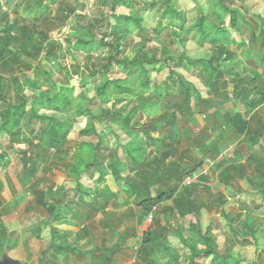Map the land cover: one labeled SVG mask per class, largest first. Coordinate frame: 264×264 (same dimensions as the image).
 <instances>
[{"label": "trees", "instance_id": "1", "mask_svg": "<svg viewBox=\"0 0 264 264\" xmlns=\"http://www.w3.org/2000/svg\"><path fill=\"white\" fill-rule=\"evenodd\" d=\"M193 1L198 7V20L187 27L184 11L178 7V0H96L91 6L96 11H93L92 15L78 13L76 8L63 7L59 13L54 11L53 17L61 25L69 27L64 36V47L74 56V60L77 53L94 55L104 52L99 56L101 65L98 67L90 68L85 65L81 68L77 63L72 72H68L67 66L59 62L64 57L63 44L52 39L47 31L35 28L36 20H44L51 15L56 0H34L39 13L32 17L33 24L18 25L12 22L0 28V101L6 104V107L0 110V133L7 135L10 147L14 148L25 169L24 175L31 177L36 174L45 150L66 151L68 135L75 118H85L79 135L91 139L76 144L72 160L66 165L65 174L74 182V191L70 198L67 199L68 189L65 191L62 185L55 189L46 187V190H32L35 202L45 209L50 218L40 221L38 231L49 225L52 220L61 218L76 205L78 199L82 201L80 206L92 208V203L89 204L90 202L85 200L86 196L91 195L90 188L81 182L83 177L90 175L92 171L98 172L97 181L102 186L103 207L114 201L116 192L111 189L106 176L107 165L104 161L107 160L108 165L116 171L117 184L125 185V193L133 196L138 213L137 224H142L155 209L163 207L168 201H171L172 207L165 206L163 210L170 213L173 207L179 208L180 216L188 219L187 229L190 235L185 236L175 229L182 246L187 248V252L183 254L184 264H251L244 263V259L239 255L221 252L211 226L203 228L199 213L201 207H197L192 201L199 184H183L185 177L191 176L203 165V160H195L190 168L181 166L178 164L180 155L177 148L172 143L166 145L163 139L154 136L160 129L166 128L173 132L176 140L180 139L178 115L192 111L196 94L198 111L206 115L214 114L210 111L221 104L229 102L234 105L236 101L240 102L247 112L252 113L251 117L248 118L239 110H235L226 115L227 124L238 137L253 140L257 144L264 142V124H252L255 110L264 104L263 81L256 77L242 80L238 74H233L225 81L221 78L223 72L220 69V62L233 56L230 46L236 44L237 38L234 34L240 37L244 26L248 27L250 38L259 45L258 56L260 63L264 65V16L256 12L252 14L260 24L256 34L246 18L249 11L232 0H204L201 3L200 0ZM86 4L87 0L83 1L82 8H85ZM118 8H124L126 12L118 13ZM143 15H148L151 20L157 19V24L152 30L157 40L164 30L177 27L183 35V38L177 35L180 46L192 33L194 42L200 48L213 49L208 58L190 61L200 69L201 85L206 97L195 83L168 63V60L178 62L179 58H176L174 52H170L166 59L159 60L155 55L148 56L143 53L144 44L140 41L134 44L138 49L132 56L124 55L127 46L124 38L133 32L147 31L143 24ZM97 30L101 31V35ZM34 33L36 39H33ZM13 47H18L19 51L28 57L46 56L49 61L58 65L59 70L64 71L66 83H61L58 88L51 73L38 63L27 68H17V63L12 61L15 57ZM12 63L15 64V69ZM165 69L168 72L166 79H163L161 76ZM75 75L79 78V84L70 86V81ZM168 79L171 82H168ZM171 84L177 88L173 96L175 99H171L173 103L166 107L164 115L159 116L160 113L155 110L153 114L158 117H148L145 122L136 118L138 113L148 108L156 109L157 102L154 103V100L170 97ZM26 88L31 95L26 94ZM11 90L21 97L20 102L12 103L9 100L8 93ZM249 93H253L254 97H248ZM114 95L130 96L125 98L129 104L125 113V105L118 108L114 104L110 108L104 107ZM216 97H220V102ZM29 102L32 114L25 121ZM96 103L98 105H95ZM256 122L259 120L256 119ZM36 123L41 124L38 133L34 129ZM102 125L108 126L113 134L115 144H111V151L102 142L99 133ZM23 127H27L28 133L24 132ZM117 131L125 138L122 139ZM151 145L155 146L152 152ZM198 149L204 155L218 158L219 153L216 156L213 151L217 148H209L205 141L198 145ZM248 157L250 158V155ZM8 164L7 161L4 165ZM241 168V165H236L230 158L221 156L215 163L217 180L229 183L236 177L232 171L242 177ZM130 171L134 172V177L140 181L138 184L130 177L123 176L124 173L128 175ZM221 213L228 221L229 215L224 210ZM156 221L157 224L149 225L143 233L136 247V259L145 264H164L154 252L155 245L159 244L162 252L168 257L165 264H180V252L163 239L159 232L160 221ZM242 227L245 230L244 239H251L255 243L257 236L249 214L244 217ZM1 233L3 234V228ZM51 243L58 253L72 249L70 246L56 244L54 236L51 237ZM6 250L7 243L0 242V257Z\"/></svg>", "mask_w": 264, "mask_h": 264}, {"label": "rangeland", "instance_id": "2", "mask_svg": "<svg viewBox=\"0 0 264 264\" xmlns=\"http://www.w3.org/2000/svg\"><path fill=\"white\" fill-rule=\"evenodd\" d=\"M83 1L85 0H56L51 15L45 17L44 20L35 21L36 29L47 31L52 39L63 44L62 55L64 57L59 62L61 65L67 66L68 72L74 71L77 63L81 68L85 65L96 68L101 65L99 56L104 54L102 51L94 55L77 53L75 57V60H77L75 61L74 56L64 47L66 46L64 36L69 31V27L61 25L53 17L54 11L59 13L63 7H66L76 8L77 12L81 14L88 13V15H92L93 11L96 12L95 8L91 7L93 1L96 0H87L85 8H82ZM203 1L200 0L199 2ZM232 1L242 6L244 10L249 11L246 18L257 34L260 24L252 14L256 12L264 16V0ZM0 6V28L12 22L18 23V25L33 24L32 17L37 16L39 13L34 0H0ZM178 7L184 11L186 27L193 21L198 20V7L195 1L178 0ZM117 12H126V9L118 8ZM143 16V24L146 26L147 31L133 32L124 38L127 41L124 55L132 56L133 52L138 49V47H134V44L140 41L144 44L142 52L148 56L155 55L159 60L166 59L170 52H174L177 55L176 58H179L178 62H175L177 60H168V63L174 70L180 71L195 83L206 97L204 88L201 85L202 75L200 69L190 61L197 58H208L213 49L200 48L194 42L192 33L180 46L177 35L180 38L183 35L177 27L164 30L157 40L152 31L157 24V19L151 20L148 15ZM60 26L63 27L59 29ZM97 32L101 35L100 30H97ZM234 35L237 38L236 44L230 46L233 56L231 59L220 62V69L223 72L221 78L226 81L233 74H238L242 80L256 77L264 84V65L260 63L258 56L260 47L254 39L250 38L248 27H243V34L240 37ZM33 39H36L35 33ZM13 50L15 57H12V61L17 63V68H27L38 63L51 73L56 82L66 83L64 71L59 70L58 65L49 61L46 56L33 55L28 57L19 51L18 47H13ZM52 57L50 56V58ZM14 63L12 64L15 69ZM167 72V69H165L161 78L166 79ZM71 80L74 81L75 86L79 84V78L76 75ZM167 81L171 82L170 79ZM227 87L230 88V85ZM176 89V86L171 84L170 97L154 100V103L157 102L156 109L148 108L146 111L138 113L136 118L141 122H145L148 117L155 118L158 115H164L166 107L173 103L171 99L176 93ZM79 91L80 89L77 90V92ZM25 92L29 95L32 94L27 88ZM8 95L12 103L20 102L21 97L12 90L9 91ZM194 96L192 111L178 115L180 139L177 140L179 141L174 138L173 132L166 128L160 129L154 136L163 139L166 145L172 143L177 148L178 155H180L178 164L181 166L190 168L195 160H203V165L191 176L185 177L184 180L190 179L192 182L199 184L195 189L192 201L197 207H201L199 213L201 214L203 228L210 225L213 229L218 249L221 252L241 256L244 263L264 264V142L257 144L253 140L238 137L225 120L226 115L233 113L235 110H239L248 118L251 117L252 113L247 112L241 103L236 101L234 105L229 102L221 104L215 110L210 111L214 114L206 115L198 111L197 95L194 94ZM248 97H254V94L249 93ZM125 98H130V96H111L104 107L110 108L114 104L118 108L125 105L123 110V113H125L129 109V104L126 103ZM216 99L220 102V97H216ZM5 105L4 102L0 101V110L5 108ZM95 105H98V103ZM27 107L25 121L32 114L30 102L27 103ZM155 110L160 114H153ZM254 117V120H252L254 126H258L260 123L264 124V104L255 110ZM256 119L259 122H256ZM84 124L85 118H75L73 128L68 135V148L66 151H64L65 149L61 152L54 149L43 150V159L41 164L38 165V171L31 177L24 175L25 169L17 158L14 148L10 147L7 135L3 132L0 133V153L3 152V155H5L1 162H9L7 167H3L4 164H1L3 168L0 167V170L3 169V173H0V242L8 245V250L3 253L12 255V258L25 264H71L69 261L70 255H65L66 251H63L62 254L54 253L55 247L52 246L51 237H55L56 243L65 245L68 242L74 244L76 239L79 241L80 237L85 235L86 239L80 244L87 248H95L96 251L93 253L92 258L95 255L100 264H124L126 261H131V264H145L136 260V247L141 240L142 233L147 230L149 225L157 224L156 220H159V232L163 239L167 240L171 246L180 252V264H184L183 254L187 252V248L182 246L175 229L181 231L185 236L190 235L187 229L188 219L180 216L179 208L173 207V211L170 213L163 210L165 206L172 207L171 201H168L163 204V207L152 212L151 220L146 217L142 224H136L138 213L133 196H128L125 193V185L117 184L116 171L108 165L107 160L104 161L107 165L106 176L108 183L111 184V189L116 192L114 201L107 207H103L102 186L97 181L98 172L92 171L90 175L83 177L81 181L90 188L91 195L86 196L85 200L90 202L89 204L92 203V208L90 209L84 205L80 206L82 201L78 199L76 205L66 211L61 218L52 220L49 225L38 231L41 225L40 221L43 219L49 220L50 218L45 209L35 202L32 190L35 188L46 190V187L55 189L62 185L65 191L68 189L67 199L73 195L74 182L67 178L65 171L66 165L72 160L76 144L84 140L91 141V139L79 135V131ZM40 128L41 124L36 123L34 125L37 133ZM23 130L28 133L27 127H23ZM117 132L122 139L125 138L122 133ZM99 133L104 146L110 148L111 151V144L115 143H113L114 137L110 133V128L102 125ZM201 137L204 138L201 139ZM204 141L209 148H217L213 151L216 156L219 153L218 158L226 156L236 165H241V173H239L242 177L232 171V174L236 176L233 180L229 183L219 182L216 177L218 171L215 169L218 158L204 155L198 149V145ZM154 148V145L150 146L151 152ZM123 176L130 177L133 181H136V184L140 182L137 177H134L135 173L132 171L128 175L124 173ZM222 210L229 215L228 221L222 215ZM246 214H249L253 221V229L257 236L255 243L251 239H244L245 230L242 227V221ZM2 228L3 234L1 233ZM52 229H54L53 232ZM69 230H71V233L67 232ZM109 248H111L110 251ZM162 251L161 245H155L154 252L156 256L165 264L168 257Z\"/></svg>", "mask_w": 264, "mask_h": 264}, {"label": "crops", "instance_id": "3", "mask_svg": "<svg viewBox=\"0 0 264 264\" xmlns=\"http://www.w3.org/2000/svg\"><path fill=\"white\" fill-rule=\"evenodd\" d=\"M0 156H1V158H0V167H1V164H5L7 161L1 162L3 160V152L0 153ZM4 157H5V155H4ZM4 166L7 167L8 165H3V167ZM3 167H1V168H3ZM1 172L3 173V169L0 170V173ZM70 231L71 230H69L67 232L71 233ZM142 235H143V233H142ZM81 237H83V238H81ZM81 237H80L79 241L76 239V242H74V244L73 243L71 244V243L68 242L65 245H62V246H70L72 248V249L63 250V251H66L65 255H67V254L70 255L69 261L71 262V264H100L96 260V256L95 255L92 258V255L96 251V249L95 248H90V247L87 248L85 246H82L80 243H82V241L84 239H86V238H85V235H83ZM56 244H59V243H56ZM78 248H79V250H77ZM110 250H111V248H109V251ZM62 252L58 253L57 251H55L54 253L55 254H62ZM10 256H12V255H10ZM135 258H136V256H135ZM137 261L139 262V260H137ZM124 264H131V261H126Z\"/></svg>", "mask_w": 264, "mask_h": 264}, {"label": "water", "instance_id": "4", "mask_svg": "<svg viewBox=\"0 0 264 264\" xmlns=\"http://www.w3.org/2000/svg\"><path fill=\"white\" fill-rule=\"evenodd\" d=\"M60 85L61 83L57 82L58 88ZM73 85H74V81L71 80L70 86H73ZM0 264H20V262L17 259L12 258L7 253H3L2 256L0 257Z\"/></svg>", "mask_w": 264, "mask_h": 264}, {"label": "built area", "instance_id": "5", "mask_svg": "<svg viewBox=\"0 0 264 264\" xmlns=\"http://www.w3.org/2000/svg\"><path fill=\"white\" fill-rule=\"evenodd\" d=\"M191 182L192 181L190 179H185L184 182H183V184H189ZM147 218H148V220H151V216L150 215Z\"/></svg>", "mask_w": 264, "mask_h": 264}]
</instances>
